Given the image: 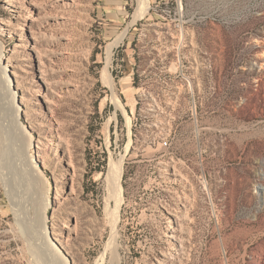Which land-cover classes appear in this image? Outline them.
<instances>
[{"label":"rangeland","instance_id":"1","mask_svg":"<svg viewBox=\"0 0 264 264\" xmlns=\"http://www.w3.org/2000/svg\"><path fill=\"white\" fill-rule=\"evenodd\" d=\"M150 4L109 54L138 0H0L36 168L1 114L0 264L44 263L48 189L68 264H264V0Z\"/></svg>","mask_w":264,"mask_h":264},{"label":"bare ground","instance_id":"2","mask_svg":"<svg viewBox=\"0 0 264 264\" xmlns=\"http://www.w3.org/2000/svg\"><path fill=\"white\" fill-rule=\"evenodd\" d=\"M150 0H138V7L134 13L133 20L129 23V26L118 35V37L115 39L114 42L109 47V54H111L112 49L120 44L126 37L127 32L129 28L138 20L140 19L144 14L148 13L150 10ZM2 44V43H1ZM0 44V115L5 114L8 116V118L11 120V126L19 132L20 136L25 139L26 142V149H25V155L28 160L29 166L32 170V172L36 171L35 163H34V156L31 153V146H32V136L26 131L25 126L23 125L22 121L20 120V107L17 105V99L18 94L16 88H14V84L12 83L10 77L8 76V69L7 66H4L2 64L3 62V55H4V46ZM111 59V58H110ZM111 82V81H110ZM111 84V83H110ZM117 103L120 102V100L116 97ZM1 118V116H0ZM2 119V118H1ZM2 122V121H1ZM5 153V152H4ZM2 154V153H1ZM4 156V154H3ZM2 158V157H1ZM4 159V158H2ZM25 159V157H24ZM124 156L121 157L119 162L112 163V178L114 182V191L113 194L116 197V208L113 210V229L115 231L116 223L118 222V219L120 218V212H121V204L123 202V190H122V173H123V165H124ZM6 161V160H5ZM10 161V160H8ZM0 169H1V175L6 173L8 176L5 177L4 175V183L8 187L10 193L12 194V203H13V209H20L18 212V215L20 214V217L24 220L29 218V213L27 210V206L24 205V202L20 199H18V193H17V187L16 182L13 180V178L10 177L9 174V167L5 164V162L0 161ZM11 165V164H10ZM11 170V169H10ZM4 172V173H3ZM39 174V173H38ZM37 174V175H38ZM36 176V172H35ZM3 177V176H2ZM50 190V189H48ZM48 190H44L43 197L41 199L42 204V214L41 216L43 219H41V222H39V237L38 241L36 239V242L41 244L38 249L44 250V263L43 264H68L66 259L62 258L63 253L60 252L57 248V245L51 241L48 233V225L46 223V209L50 203V193ZM24 199V197H23ZM28 209V208H27ZM26 214H23L25 213ZM47 218V217H46ZM34 244V243H33ZM36 246V243H35ZM38 246V244H37ZM36 248V249H37ZM35 249V248H34ZM38 251V250H37ZM47 260H46V258Z\"/></svg>","mask_w":264,"mask_h":264},{"label":"built area","instance_id":"3","mask_svg":"<svg viewBox=\"0 0 264 264\" xmlns=\"http://www.w3.org/2000/svg\"><path fill=\"white\" fill-rule=\"evenodd\" d=\"M166 143H167V141H166Z\"/></svg>","mask_w":264,"mask_h":264}]
</instances>
